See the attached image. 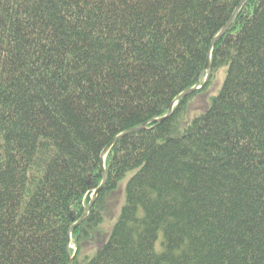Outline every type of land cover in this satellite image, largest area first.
I'll return each instance as SVG.
<instances>
[{
    "label": "trees",
    "instance_id": "16d2710c",
    "mask_svg": "<svg viewBox=\"0 0 264 264\" xmlns=\"http://www.w3.org/2000/svg\"><path fill=\"white\" fill-rule=\"evenodd\" d=\"M243 2L0 0V264H264V0L210 51Z\"/></svg>",
    "mask_w": 264,
    "mask_h": 264
},
{
    "label": "rangeland",
    "instance_id": "374dc122",
    "mask_svg": "<svg viewBox=\"0 0 264 264\" xmlns=\"http://www.w3.org/2000/svg\"><path fill=\"white\" fill-rule=\"evenodd\" d=\"M224 81V70L220 71L217 75V78L212 85L210 91L207 93V95H203L201 97H198L196 101L193 102L192 107L190 109L191 114L201 113L203 109L207 107V102L210 96H216L218 92L220 91L222 84ZM133 173H129L126 178L119 184L118 189L108 197L106 201V208L104 213V223L102 226V231L104 232H111L112 227L116 223L121 209L125 203V193H126V185L128 180L132 177ZM161 242H162V236H160L159 241L157 242V251H161ZM96 246H99L98 243H94L90 245L84 252L85 253H92V249H94ZM72 249L75 248L73 245H71ZM99 248V247H98ZM96 248L94 251L98 250ZM92 256V255H91Z\"/></svg>",
    "mask_w": 264,
    "mask_h": 264
},
{
    "label": "water",
    "instance_id": "95a60500",
    "mask_svg": "<svg viewBox=\"0 0 264 264\" xmlns=\"http://www.w3.org/2000/svg\"><path fill=\"white\" fill-rule=\"evenodd\" d=\"M248 0H244V2L240 5V7L237 9L234 17L232 18L231 22L226 26V28L215 38V40L213 41V43L211 44V47H210V51L213 50V48L215 47L216 43L228 32V30L230 29L233 21L235 20L238 12L240 11V9L243 7V5L247 2ZM210 69H211V64H210V57L208 58V61H207V65L205 67V70L203 71L202 73V76L201 77H206V81L205 83L207 82V80L209 79V76H210ZM203 88V86H200V85H197L195 88L193 89H190L188 91H186L185 93H183L181 96H179L176 101L172 104V106L170 107V110H169V113L167 116H165L164 118L162 119H158V120H153L152 122L154 123H162L164 122L165 120H167L168 118L171 117L172 115V112H173V108L175 106L176 103H178L180 100L188 97L189 95H192L193 93H195L196 91L198 90H201ZM146 124L145 125H142V126H139V127H136V128H133V129H130L128 130L127 132H125L124 134L118 136L117 138H115L113 140V142L103 151L102 153V165H101V171H102V174H103V183L102 185L100 186V188L95 192L94 194V197L93 199L91 200L88 208L86 209V211L84 212L82 218L76 222V219H74L73 221L75 222V225L71 228L70 232H69V248L71 249V236L73 234V232L75 231V229L77 227H79L83 222L84 220L86 219L87 215L89 214L91 208L94 206L95 204V201L100 193V191L104 188L105 184H106V180H107V174H106V171H105V167H104V159H105V156L109 153V151L111 150V148L114 146V144L119 140L121 139L122 137H125V136H129V135H132L134 133H137L143 129L146 128ZM73 263V257L69 254V259H68V264H72Z\"/></svg>",
    "mask_w": 264,
    "mask_h": 264
}]
</instances>
